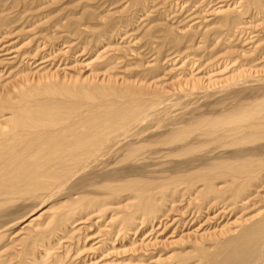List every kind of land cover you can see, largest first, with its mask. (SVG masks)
Here are the masks:
<instances>
[{"label": "bare ground", "instance_id": "obj_1", "mask_svg": "<svg viewBox=\"0 0 264 264\" xmlns=\"http://www.w3.org/2000/svg\"><path fill=\"white\" fill-rule=\"evenodd\" d=\"M58 1L0 0V264H264V58L259 42L241 49L264 0L192 1L218 16L217 42L206 24L163 31L187 49L170 82L155 58L119 76V17L98 25L73 5L84 28ZM250 13L261 21L243 24ZM86 35L93 49L76 55ZM196 49L198 73L184 65Z\"/></svg>", "mask_w": 264, "mask_h": 264}, {"label": "rangeland", "instance_id": "obj_2", "mask_svg": "<svg viewBox=\"0 0 264 264\" xmlns=\"http://www.w3.org/2000/svg\"><path fill=\"white\" fill-rule=\"evenodd\" d=\"M192 1H194V0H165V1L163 0V2H162V0H139V2H138V0H59L57 6H59V10H64V11H61L60 16L64 17L63 19L65 21L69 20L70 17L71 18H80V19H82L83 23H85L84 24V28L87 27L86 24H88V25L90 24L88 22V20H90V19H88V18L83 19V16H82L83 15L82 13L84 11L82 9V7L85 5V3L87 4L85 9L94 10L96 15H97L96 18L93 20V23L97 22L98 25L99 24L103 25L102 15H105V14L106 15L115 16V17H119L117 19V21H115L116 22V27L114 29L115 30L114 32L117 31L116 29L120 28V29H118V31H122L121 33H123V32L126 33L123 36H124V41L127 40L126 41L127 44L126 43H125L126 45L124 43H123V45L121 44L120 48L127 47L130 51L137 50V52H134V54H132V53H130V51H128L127 55L129 57H127L125 60L122 59L121 64H119L120 67L115 69V71H117V74L119 76H122V74L124 75L127 72L130 73L129 71L133 70L134 69L133 67H135V69H136V67L138 69L140 66L144 67L146 64L149 63V60L153 61L154 58H155L157 61H153V62L155 63V65H157L159 67V72H158V76L157 77L161 78V80L163 78L166 80V78L171 77L172 79L167 80L168 82H170L173 79L174 80L177 79V78H173V75L175 76L176 73L178 72V71H175L176 73L175 72L172 73L171 69H172L173 66H172L171 59H173V63L174 64L177 62V64L180 66L183 60L181 61V59H179V60H177V59L178 58H183V55L187 54L186 53L187 49H186V51H184L185 47L183 46V44H180L181 46L180 45H176L174 42L163 38V34H164L163 31H165L170 26L171 28L175 27L174 30L176 31V29H177V32L179 34H181V32H183V30H181V29L184 28L187 25H190V26L192 25L191 29H193V28H195V26H198V24L201 25L202 27H204V25L206 24L205 26H210V30L209 31H211V33H209L208 35L210 37H212V42H215V43L217 42V41H215L213 35L217 34L215 32V29H216V27L219 26L218 25V21H217L218 16L211 13L212 12L211 9H213L211 7H213V6H210V5L215 4V2L218 3V1H221V0H215V1L213 0L214 2L211 3L209 5V7H208V8H210V9H208V12H210V11L211 12L207 13V10H206V12H203V14H201L200 9H198L199 7H195L194 9H190L189 6L193 3ZM210 1L211 0H207V3L210 2ZM232 1H234V0H230V2H232ZM179 2L181 3V5H180ZM224 2H226V1H224ZM141 3H143V4H141ZM73 5H82V7H78L77 8V7H74ZM89 5H91V6H89ZM60 6H62V7H60ZM147 6H150V8L147 7ZM64 7H66V8H64ZM142 7H144L145 10H142L143 9ZM69 8H71V9H69ZM74 8H75V10H74ZM65 9H68V10H71V11L66 10L67 11L66 12ZM117 11H121V13L120 14H116ZM146 11L148 13H146ZM193 11H195V12H193ZM85 12L86 11H84V13ZM198 12H200V13H198ZM242 13H243V9L241 10V12L239 14H235V15H242ZM100 17H101V19H100ZM201 18H204V20H202ZM205 18H206V20H205ZM260 18H261L260 16H258V17L256 16V13H255V15L253 13L244 14L243 15V21H244L243 24L248 23V22L258 23V22L261 21ZM262 19L264 20V18H262ZM64 20H62V21H64ZM93 23L91 25H93ZM254 25L256 26V24H254ZM42 27H44V29H45L44 33H47L49 31V34L51 33L50 36L55 37V35H56L59 39H61L64 36V34H66L65 32H63L61 30L60 27H58V28L61 31L57 28V30L56 29H51V32H50V30H47V26L44 25ZM99 27H101V26H98V28ZM261 27L260 28L259 27L253 28L252 31H251V32L255 31L253 34L256 35L254 38H256L257 40L255 41V39H253L251 41H248L247 43H244V47L241 48V49L248 48V47H250L249 45H252V47H255L256 43L258 44V42H259L260 45L257 48V50H259V51L255 53L257 58H258L259 55H262V58H264V49H263L264 48V37H263L264 36V24ZM150 28L155 29V30L158 29V30L156 32H154V34H152V36H151V35H149L150 33H148L149 30H151ZM179 31H181V32H179ZM195 31L198 32L199 34L204 33L203 32L204 30L203 31L202 30H200V31L195 30ZM195 31H191V32H195ZM258 31H260V32H258ZM62 33H63V35H62ZM188 34H190V32ZM11 35H13V34H11ZM21 35L19 34L18 36H21ZM58 35H60V36H58ZM61 35H62V37H61ZM23 36L26 37L27 34H24ZM74 36L75 35H71V37H74ZM88 36L89 35H86L84 38H80L79 37V40H77V41L74 40L75 42H77L76 45H74V46H76L75 47V49H76L75 51L77 52L76 55H79L80 52L81 53H83V52L87 53L89 50L93 49L91 47L92 45H91V43L89 41V40H92L93 38H91L90 36L88 37ZM219 36L224 37V34H221ZM24 37H18L16 39L15 38L12 39V41L15 40L16 41L15 43H18V47L23 45L22 47H19L21 49L23 48V50H24V47H27V44H28L27 43L28 40L22 41V39ZM71 37L69 36L68 39H71ZM20 38H21V40H20ZM195 39L196 40L194 41V43L199 41L198 37H195ZM260 40L263 41V42H261ZM72 41H73V39H72ZM252 41H255V42H252ZM25 43H26V46H25ZM112 43L114 45L116 44L115 41L112 42ZM239 43L240 44H237V45H242L241 41H239ZM66 44H68V43H66ZM66 44L63 45V46H66ZM78 44H80V45H78ZM114 45L112 47H114ZM238 47L240 48L241 46H238ZM82 48L85 51H82ZM45 49H47V46L45 47ZM181 49H182V51H184L183 55L179 54V51ZM219 49H220V47L216 50L217 55L223 54L225 52V50H220L219 51ZM241 49H239V50H241ZM194 53L197 54L196 58L198 60L195 58V61H194V59H192L193 57H189V60H186L184 65H186V66L188 65L187 69H189V65L192 62H194V64H198L199 66L198 65H194V66L192 65L193 67H191V69L193 68L192 70H194V71L196 70L195 68H197L196 72H194V73H198V72H200L203 69L202 64H204V61H205L204 56L205 55H202L200 49H196V51ZM176 54H177V56H176ZM178 55H180V56L178 57ZM65 57L68 58V59H66L68 63L72 62V61H73V64L75 62H78V61H74V60H77V59H74V60H72L73 58L70 59L68 54L65 55ZM175 57H177V58H175ZM139 58H141L142 61ZM185 58L188 59L187 57H185ZM235 58H238V55L235 54L233 56V59H235ZM84 59H85V57L83 58V60ZM66 60H65V62H66ZM70 60H72V61H70ZM168 60H170V61H168ZM129 62H130V64H129ZM187 62H189V63H187ZM255 62L258 63L259 61H255ZM261 63H263L262 59H260L259 64H261ZM57 65H59V62L56 64L55 68L57 67ZM78 65L81 66L82 64L79 63ZM178 65L176 67H178ZM198 68L199 69L201 68V69L199 70ZM183 69L184 68H181V70H183ZM183 71L185 73H187L186 70H183ZM119 72H120V74H119ZM168 72H171V73H168ZM135 77H136L135 74L132 75L133 79ZM43 220L42 221L40 220V223H38L39 227L44 225V221ZM97 229H98L97 226L96 227L93 226L92 229L88 230V232L92 233V232L96 231V233L98 232L99 234H101L102 232L98 231L99 229L98 230ZM97 236H101V235L96 234L94 237L97 238ZM133 238H134V236H133ZM92 239H94V238L90 237V240H92ZM61 241H62V244L61 243L60 244L63 245V246L60 245L61 247H59V248L56 247L58 249L57 252H60L61 250L62 251L68 250L67 254H68V258L70 259V257H72V254L74 253V250L76 248L74 247L73 244H71L72 243L71 241H67L66 239H62ZM67 247H70L72 249H70V248L68 249ZM187 247L188 246H186L185 248H187ZM62 248H64V250ZM172 248H170V250H169V252L171 251V254L172 253L175 254L176 251H177L178 255L179 254H182L183 256L186 255V254L180 253V251L183 252L185 250V248H184V250H182V249L178 250L177 249L176 251H174L175 248L174 249H172ZM187 249H186V251L184 253H187V252H190L191 250H193L192 248H190L188 250ZM55 251L56 250H54L53 253H55ZM191 252H193V251H191ZM193 253H195V252H193ZM190 254H192V253H190ZM167 255L169 256L170 253H167L165 255V257ZM176 260L177 259L175 257L172 259L173 262L176 261ZM120 263H122V262H120ZM120 263L118 262V264H120ZM126 263L130 264L129 261H126ZM179 263L183 264L180 261H179ZM186 264H189V263H186Z\"/></svg>", "mask_w": 264, "mask_h": 264}]
</instances>
